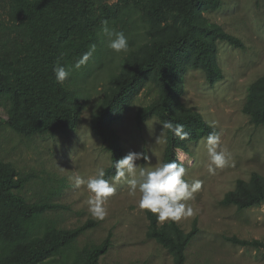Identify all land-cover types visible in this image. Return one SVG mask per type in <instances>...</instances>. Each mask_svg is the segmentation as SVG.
Segmentation results:
<instances>
[{"label": "trees", "instance_id": "obj_1", "mask_svg": "<svg viewBox=\"0 0 264 264\" xmlns=\"http://www.w3.org/2000/svg\"><path fill=\"white\" fill-rule=\"evenodd\" d=\"M260 1V0H257ZM222 0H0V66L10 70L13 80L0 83V104L5 124L26 140L77 130L85 110L73 77L84 78L92 60L107 56V37L101 21L124 34L143 29L144 40L123 56L118 71L111 72L104 93L91 115V127L111 154L105 179L115 175V161L124 157L121 137L113 124L121 120L133 101L147 87L156 98L141 106L136 123L142 129L151 118L162 124L184 126L189 138L181 140L167 130L163 162L182 163L178 151L188 155L191 144L206 138L214 129L203 115L182 100V79L189 70H200L215 86L225 77L219 64V42L245 49L244 42L212 23L205 13L222 7ZM136 15L138 19H132ZM121 28V29H120ZM96 51L80 70H73L57 83L53 68L59 59L66 68L88 51ZM71 80V82L69 81ZM243 112L255 127L264 126V75L251 84ZM216 131H219L215 127ZM183 164V163H182ZM41 180L46 194L30 201L23 191ZM55 178L23 172L0 159V264H102L112 245V233L101 244L74 253L79 237L98 225L89 220L74 229H62L44 215L65 208L53 201L61 194ZM246 210L264 204V176L255 172L247 181L238 179L235 189L221 201ZM147 238L155 240L173 257L174 264H187V249L198 234L197 223L189 232L178 222L159 225L148 212ZM236 246L262 253L264 241L226 237Z\"/></svg>", "mask_w": 264, "mask_h": 264}, {"label": "rangeland", "instance_id": "obj_2", "mask_svg": "<svg viewBox=\"0 0 264 264\" xmlns=\"http://www.w3.org/2000/svg\"><path fill=\"white\" fill-rule=\"evenodd\" d=\"M116 1L108 0L109 3ZM222 1L220 9L207 12L205 16L241 39L245 49L220 41L218 55L224 79L210 86L202 71L189 70L182 79L181 100L199 111L222 133L220 147L230 156L226 166L210 172L207 149L202 143L204 138L191 144L190 155L178 151L186 169L185 179L189 183L202 181L201 189L186 202L192 205L194 214L178 224L186 232L193 229L195 222L198 227V234L186 252L187 264H264L261 252L226 240V237L237 236L264 241V204L242 211L234 205L221 204L224 196L235 189L238 179L248 181L255 172L264 176V126L255 127L243 112L249 87L264 75V0ZM132 19L138 17L133 15ZM125 36L129 44L126 53L112 51L107 46V38V56L102 63L91 58L84 78L74 76L73 82L69 79L71 87L78 88L85 108L76 131L23 139L5 124L6 113L0 104V159L11 162L20 171L55 178L57 187H61L57 180L63 181L61 194L53 201L65 208L44 215L57 227L74 229L89 220L98 222L79 237L74 253L86 246L101 244L112 233V245L101 258L102 264H174L167 250L147 238L148 211L138 207L139 193L136 197L128 195V177L114 185L116 191L108 198L107 215L103 220L94 218L88 211L85 201L90 193L86 186L77 188L74 183L77 175L87 179L95 176L99 168L105 171L111 166V154L92 130L91 115L104 93L110 73L118 71L123 56L135 46L132 42L140 44L144 40L142 28ZM13 79L12 72L0 66V83ZM156 96V89L147 87L135 98L123 118L113 124L121 137L124 157L130 152L147 157L136 161L141 168H154L164 158L167 132L160 121L151 118L142 129L136 123L137 110ZM138 171L139 168L137 176ZM41 182L36 180L23 191L30 201L46 194Z\"/></svg>", "mask_w": 264, "mask_h": 264}, {"label": "clouds", "instance_id": "obj_3", "mask_svg": "<svg viewBox=\"0 0 264 264\" xmlns=\"http://www.w3.org/2000/svg\"><path fill=\"white\" fill-rule=\"evenodd\" d=\"M101 33L108 38L107 46L115 53H126L129 50L125 34L110 28L108 20L101 21ZM95 51L96 45H90L88 51L67 68L61 65L58 59L53 68L57 83L63 84L73 70H80L84 67ZM209 126L214 130L204 138L202 143L207 149L208 170L212 172L226 166L230 154L226 149L220 147L222 133L216 131L214 125ZM162 129L172 131L181 140L189 138V133L184 130L183 125L165 121L162 123ZM159 141L160 137L157 138V142ZM141 158L147 159L139 153L130 152L122 159L115 161V175L110 179H105L106 173L103 168H99L95 176L87 179L79 175L74 177L75 186L77 188L82 185L86 186L90 193L85 201L90 214L96 219L103 220L107 215L108 198L116 191L114 185L128 177V195L136 197L139 193L138 207L156 215L158 223L180 222L191 217L194 214V209L191 204L186 202L191 200L194 194L201 189L202 181L195 180L189 183L185 179V167L175 160L158 163L154 168H141L136 163Z\"/></svg>", "mask_w": 264, "mask_h": 264}, {"label": "bare ground", "instance_id": "obj_4", "mask_svg": "<svg viewBox=\"0 0 264 264\" xmlns=\"http://www.w3.org/2000/svg\"><path fill=\"white\" fill-rule=\"evenodd\" d=\"M184 155V154H183Z\"/></svg>", "mask_w": 264, "mask_h": 264}]
</instances>
